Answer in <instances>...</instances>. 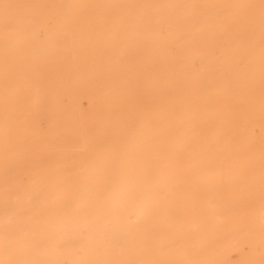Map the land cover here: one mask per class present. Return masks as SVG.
Segmentation results:
<instances>
[{
	"label": "rangeland",
	"instance_id": "1",
	"mask_svg": "<svg viewBox=\"0 0 264 264\" xmlns=\"http://www.w3.org/2000/svg\"><path fill=\"white\" fill-rule=\"evenodd\" d=\"M169 5L174 10L167 21L176 24L174 32L163 20ZM260 16L264 17V0H177L174 4L169 0H0V122L9 120L14 134L26 136L22 126L26 118L21 114L33 106L44 113L48 106L41 103L43 95L53 90L58 78L73 83L68 70L78 41L90 44L101 39L100 22L133 18L139 26L123 37L134 64L131 69L151 74L152 84L163 86L162 102L154 107L177 108L174 114L112 116L110 123L119 124V129L98 135L83 127L65 129L72 135H85L81 138L90 142L67 140L49 151H29L27 156L43 160L46 179L80 168V163L52 166L51 161L63 158L96 163L102 173L114 171L115 185L129 172L133 178L142 164L149 175L148 215L142 220L134 209L128 212V203L119 202L116 209L119 224L126 225L123 218L127 215L125 222L143 232L148 264H264V119H259V111L264 110L259 42L264 44V35L259 41ZM170 36L178 38L173 55L167 49ZM76 56L83 57L81 49ZM199 99L207 100L203 107L197 106ZM208 108L213 110L211 115H218L214 111L218 109L232 113L211 116ZM44 117L39 116L34 133L50 146ZM157 179L161 180V188H156L162 200L159 209L152 200ZM69 184L74 201L67 206L68 213L88 217L86 207L76 201L83 192L73 180ZM74 230L76 236L91 239L84 222L75 220ZM10 234L12 239L19 238V230ZM139 241L136 233L123 226L115 254L120 258L134 253L127 264H142L145 257L138 251ZM54 245L50 239L49 248ZM71 247L76 258L85 259L83 246ZM92 252L104 264L116 261L99 242L92 244ZM63 260L58 264L65 260L74 264ZM0 264H33V259L25 250L0 244Z\"/></svg>",
	"mask_w": 264,
	"mask_h": 264
},
{
	"label": "bare ground",
	"instance_id": "2",
	"mask_svg": "<svg viewBox=\"0 0 264 264\" xmlns=\"http://www.w3.org/2000/svg\"><path fill=\"white\" fill-rule=\"evenodd\" d=\"M169 1L174 4L177 0ZM172 8L170 6L163 20L172 25L171 31L174 32V25L176 24L167 21V16L174 10V7ZM259 18V41H262L264 17L260 16ZM98 25L104 31L101 39H96L90 44L79 40L74 48L75 60L68 70L73 83L68 85L63 77L58 78L53 90H49L43 95L41 103L48 106L44 113H41L39 106H33L21 114L26 118V122L22 123L26 136L14 134L13 123L9 120L0 122V244H10L25 250L27 255L32 257L33 264H58L63 259H68L74 264H90V262L92 264H104L102 258L96 257L95 254L92 256V244L94 242L101 243L105 246V251L113 256L116 261L111 264H127L133 261L131 255L134 253L121 255L119 258L114 249L118 231L123 226L138 235L140 239L138 251H142L145 257L142 264H148L145 255L146 240L143 238V232H140L139 228L133 229L130 224L125 222L127 215L123 218L126 225L119 224L116 209L119 202L128 203V212L134 209L137 217L142 220L148 215V202L151 200L147 179L149 175L142 168V164L133 178H129L131 174L129 172L128 175L121 177L119 184L116 183L115 185L116 175L114 171L102 173V166L96 163L85 165L82 164L83 162H73L63 158L51 161L52 166L61 168L80 163V168L76 167L72 174L59 172L55 173L53 178L46 179V176L42 174V168L45 165L43 160L32 158L26 154L35 150L49 151L53 145L67 140L81 144L90 142L84 137L81 138L85 135H72V133L69 134L64 131L65 129L83 127L85 130L97 131L98 135L106 129H119V124L110 123L112 116L124 118L126 116H168L176 111L177 108L161 109L154 107L156 103L162 102L160 90L163 86L152 84L151 74L147 76L140 73L138 69H131L134 64L127 56L126 43L123 37L129 32H133L139 24L133 18H129L128 21L124 22L104 21ZM145 26L150 28L149 24ZM167 41H169L167 45H170L167 47L169 54L173 55L172 47L175 46L178 38L170 36ZM78 49L82 50L83 57L78 58L76 56ZM84 56L93 59L88 60ZM103 64L107 69L106 73L101 68ZM176 77H178L177 74ZM259 77L262 79L259 82L260 86H264L262 85L264 83V44L262 42H259ZM18 93L23 95L22 89L19 88ZM143 96H147L149 99L145 102L142 100ZM183 97L182 99L185 100ZM203 102H207V100L199 99L197 106H202ZM143 103H145L144 106ZM208 110L211 115L213 110L210 108ZM214 111H218V115L211 116H222L221 112L225 113L220 109ZM231 113L225 114L230 116ZM39 116H45L44 120L49 131L48 139L52 141L50 146H45V142L34 133V126L39 121ZM256 117L258 118V116ZM259 119H264V110L259 111ZM133 125L131 126L133 127ZM66 136L76 137L67 138ZM85 166L90 168L85 169ZM23 176H26V181H23ZM70 180H73V184L83 192V195L76 201L86 207L89 212L88 217H76L68 213L67 206L74 201V197L68 192L72 186L69 184ZM156 188H161L160 179L155 181L152 188L154 207L159 209L162 206V200ZM133 196L137 198L135 202L132 200ZM75 220L85 223L91 239L85 240L83 236H76ZM15 230H19V238L12 239L10 233ZM50 239L55 241L53 248L48 246ZM73 244L84 247L85 259L80 261L74 256L71 247ZM256 253L257 251L254 255ZM190 257L192 258V256ZM201 257L206 256L204 254V257Z\"/></svg>",
	"mask_w": 264,
	"mask_h": 264
}]
</instances>
